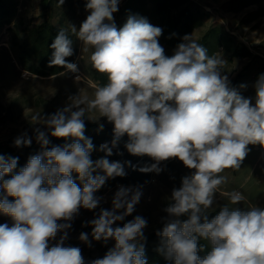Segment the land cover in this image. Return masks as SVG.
<instances>
[{"label": "clouds", "instance_id": "9594fccd", "mask_svg": "<svg viewBox=\"0 0 264 264\" xmlns=\"http://www.w3.org/2000/svg\"><path fill=\"white\" fill-rule=\"evenodd\" d=\"M58 2L61 6L64 0ZM118 5L119 0H88L90 14L79 29L69 26L93 49L91 65L107 75V84L97 87L93 99L78 93L55 113L34 115L33 125L47 131L34 129L41 151L23 167L17 170L18 157L0 155V214L11 219V224H0V264H148L143 243L147 220L136 215L123 226L117 223L140 202L139 186H119L111 209H101L87 222L90 234L80 233L78 239L89 247V235L105 245L114 241L102 258L86 262L80 247L65 243L80 210L99 206L101 197L95 193L106 181L125 176V164L135 170L130 161L107 158L125 135L128 153L155 161L140 172L159 174L160 163L174 158L193 170L172 190L163 227L156 233L161 238L157 251L166 260L264 264V208L241 210L225 204L211 219L208 213L217 189L226 182L220 174L240 168L248 145L264 147V74L254 84L253 103L222 75V56H209L192 35H185L173 54L166 55L158 39L162 28L146 18L130 15L117 28L113 14ZM49 47V67L79 72L78 65L66 59L74 52L68 30L60 29ZM93 111L99 117L87 119L96 122L103 117L113 125L111 146L102 143L99 151L105 156L95 161V146L85 136V113ZM103 127L100 124L98 131ZM49 133L70 142L49 148ZM31 143L27 133L14 140L16 147ZM228 195L234 205L244 200L237 191ZM184 216L187 219H181ZM201 240L211 245L203 257Z\"/></svg>", "mask_w": 264, "mask_h": 264}, {"label": "rangeland", "instance_id": "374dc122", "mask_svg": "<svg viewBox=\"0 0 264 264\" xmlns=\"http://www.w3.org/2000/svg\"><path fill=\"white\" fill-rule=\"evenodd\" d=\"M87 2L64 0L60 6L58 0H0V155L18 157L17 170L30 156L41 151L34 129L47 130L41 125H33L34 115L55 113L69 103L70 96L78 93L93 99L97 87L108 82L107 75L97 72L91 65L93 49L84 45L69 27L73 24L79 29L90 14L86 10ZM118 8L113 14L117 28L122 27L130 15L144 17L152 25L162 28L158 39L166 55L173 54L185 35H192L207 49L209 56H222L225 60L222 75H227L230 86L245 98H252L254 103V84L264 74V0H125L119 2ZM60 29L68 30L73 41V55L66 59L78 65V73L67 72L61 66L49 67L52 51L49 45ZM76 75L79 80L75 79ZM241 84L247 87L241 88ZM85 116V136L95 146L91 153V159L95 161L105 156L99 151L102 143L111 146L113 125L103 117L96 122L87 119L98 118V111L86 112ZM100 124L104 126L102 131H98ZM24 133L31 138V145L16 147L15 138ZM48 139L49 148L70 142L52 137L50 133ZM127 140L125 135L113 148V155L107 158L122 164L130 161L136 166L135 170L125 164V176L106 181L95 194L101 197L99 206L92 211L80 210L71 221L65 243L80 247L86 262L102 258L114 241L109 240L105 245L92 240L89 235L92 245L89 247L78 239L80 233L90 234L91 226H85L87 222L101 209H111L112 198L119 186H139L143 193L140 202L131 215L117 223L123 226L136 215L144 217L148 222L143 242L148 264H172L157 251L161 238L156 233L163 227L162 218L167 215L164 208L170 203L172 190L179 188L182 177L193 170L174 158L160 163L162 171L159 174L142 173L138 170L140 167L150 166L155 161L146 155L128 153L124 146ZM248 149L239 169H225L220 174L226 177V182L215 193V202L208 210L209 219L225 204L241 210L253 206L264 208V147L250 144ZM73 177L76 178L75 173ZM76 182L79 184L78 180ZM233 191L243 195L241 203L230 202L228 194ZM2 223L11 224V219L0 214ZM200 243L205 246V251L199 253L203 257L211 245L205 240Z\"/></svg>", "mask_w": 264, "mask_h": 264}, {"label": "trees", "instance_id": "16d2710c", "mask_svg": "<svg viewBox=\"0 0 264 264\" xmlns=\"http://www.w3.org/2000/svg\"><path fill=\"white\" fill-rule=\"evenodd\" d=\"M40 32H41V30H40ZM40 32H39V33H40ZM38 37H39V35L37 36V39H38ZM53 37H55V34L53 35ZM96 193H97V192H96ZM96 193H95V194H96ZM158 264H167V263L159 262Z\"/></svg>", "mask_w": 264, "mask_h": 264}, {"label": "built area", "instance_id": "2783aa9c", "mask_svg": "<svg viewBox=\"0 0 264 264\" xmlns=\"http://www.w3.org/2000/svg\"><path fill=\"white\" fill-rule=\"evenodd\" d=\"M122 1H125V0H119V2H122Z\"/></svg>", "mask_w": 264, "mask_h": 264}]
</instances>
